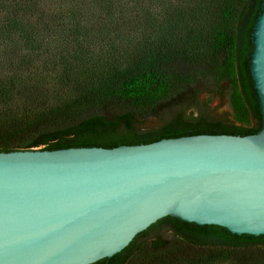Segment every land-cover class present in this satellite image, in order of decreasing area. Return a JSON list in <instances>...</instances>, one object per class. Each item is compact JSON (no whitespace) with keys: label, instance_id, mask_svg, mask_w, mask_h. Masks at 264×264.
I'll use <instances>...</instances> for the list:
<instances>
[{"label":"trees","instance_id":"trees-1","mask_svg":"<svg viewBox=\"0 0 264 264\" xmlns=\"http://www.w3.org/2000/svg\"><path fill=\"white\" fill-rule=\"evenodd\" d=\"M263 1L0 0V152L255 134L243 72ZM232 81L230 109L256 127L211 116L196 98V118L169 112L191 87ZM163 109L168 121L137 130ZM114 264H264V244L163 222Z\"/></svg>","mask_w":264,"mask_h":264},{"label":"water","instance_id":"water-1","mask_svg":"<svg viewBox=\"0 0 264 264\" xmlns=\"http://www.w3.org/2000/svg\"><path fill=\"white\" fill-rule=\"evenodd\" d=\"M251 37L255 134L0 152V264H114L163 222L264 244V1Z\"/></svg>","mask_w":264,"mask_h":264},{"label":"rangeland","instance_id":"rangeland-1","mask_svg":"<svg viewBox=\"0 0 264 264\" xmlns=\"http://www.w3.org/2000/svg\"><path fill=\"white\" fill-rule=\"evenodd\" d=\"M233 86H235V83L232 81L223 83L219 88H214L207 84L191 87L188 89L185 96H182L175 102V104L169 106V112L174 109H183L182 113L185 118H196L198 108L194 107V104H192L193 98H196V102L202 104L200 107H205L207 112H210L211 116L216 115L224 117L229 124L235 126L245 128L256 127L255 120L248 114L238 117V115L233 114L230 109L228 95L230 94ZM167 112L168 110L163 109L156 117L150 116L142 119L141 124L137 125V130L143 132L150 129H157L168 121V117L166 115ZM169 236V233L166 231L160 232V239H168ZM149 238L150 237H147L145 240H149Z\"/></svg>","mask_w":264,"mask_h":264},{"label":"flooded vegetation","instance_id":"flooded-vegetation-1","mask_svg":"<svg viewBox=\"0 0 264 264\" xmlns=\"http://www.w3.org/2000/svg\"><path fill=\"white\" fill-rule=\"evenodd\" d=\"M201 108V107H200ZM200 110H202V109H200Z\"/></svg>","mask_w":264,"mask_h":264}]
</instances>
